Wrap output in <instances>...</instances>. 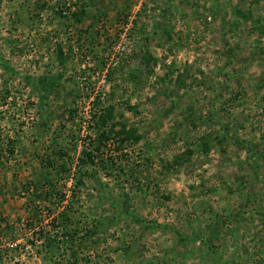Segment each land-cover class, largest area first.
<instances>
[{"label": "rangeland", "instance_id": "374dc122", "mask_svg": "<svg viewBox=\"0 0 264 264\" xmlns=\"http://www.w3.org/2000/svg\"><path fill=\"white\" fill-rule=\"evenodd\" d=\"M0 264H264V0H0Z\"/></svg>", "mask_w": 264, "mask_h": 264}, {"label": "trees", "instance_id": "16d2710c", "mask_svg": "<svg viewBox=\"0 0 264 264\" xmlns=\"http://www.w3.org/2000/svg\"><path fill=\"white\" fill-rule=\"evenodd\" d=\"M237 13L241 14L240 11H237ZM58 79L59 78L57 77L52 78L47 83L41 84L33 82L29 77H26L25 81L26 83L31 84L33 89L37 91L40 101L44 103V101L46 100L47 91L51 90L54 87ZM114 117L113 107H108L105 110L100 111V113L96 115H91V118L89 120L92 122V125H94L93 136H95V138L88 144L89 147L85 148L82 151V159L80 160V163H82V165L85 164L92 167L97 166L100 167V169L107 171L112 163L109 164L108 162H106L107 159L103 157V148L114 144V151H118L123 148V145L137 143L139 138L131 134V132L127 131L126 127L122 123L115 121ZM69 119L73 120V117L70 116ZM48 164L51 165L50 163ZM59 170H61L62 172L67 171L65 170L64 164L62 166H59ZM59 170H57V172H60ZM94 174H96V172H94ZM106 175H110L108 174V171L106 172ZM78 185L80 184H77V186ZM49 244L50 241L48 238L47 245Z\"/></svg>", "mask_w": 264, "mask_h": 264}]
</instances>
